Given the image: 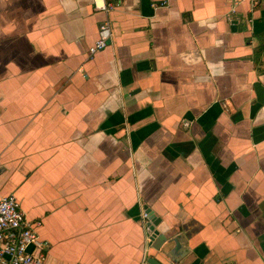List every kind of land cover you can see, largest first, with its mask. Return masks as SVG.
I'll list each match as a JSON object with an SVG mask.
<instances>
[{
	"label": "crops",
	"instance_id": "obj_1",
	"mask_svg": "<svg viewBox=\"0 0 264 264\" xmlns=\"http://www.w3.org/2000/svg\"><path fill=\"white\" fill-rule=\"evenodd\" d=\"M106 1L0 0V198L44 264H264V0Z\"/></svg>",
	"mask_w": 264,
	"mask_h": 264
},
{
	"label": "built area",
	"instance_id": "obj_2",
	"mask_svg": "<svg viewBox=\"0 0 264 264\" xmlns=\"http://www.w3.org/2000/svg\"><path fill=\"white\" fill-rule=\"evenodd\" d=\"M91 1L96 9L104 12H109L113 7L106 0ZM111 35L110 22H100L97 39L87 50L88 56L103 49ZM188 124V121H184L185 126ZM143 218L147 219L146 213H143ZM39 226V221L30 222L26 219L14 195L0 198V264H44L48 243L39 237ZM148 228L147 222L146 229Z\"/></svg>",
	"mask_w": 264,
	"mask_h": 264
},
{
	"label": "water",
	"instance_id": "obj_3",
	"mask_svg": "<svg viewBox=\"0 0 264 264\" xmlns=\"http://www.w3.org/2000/svg\"><path fill=\"white\" fill-rule=\"evenodd\" d=\"M156 223V222H154ZM174 252L175 251H168V252H162V256L167 260L169 261L171 264H177L180 257H177L174 255ZM161 256V255H160ZM148 262L150 264H164L163 262H161L160 260H158L157 258L155 257H152V258H149Z\"/></svg>",
	"mask_w": 264,
	"mask_h": 264
}]
</instances>
